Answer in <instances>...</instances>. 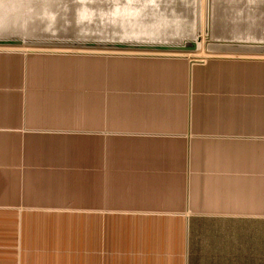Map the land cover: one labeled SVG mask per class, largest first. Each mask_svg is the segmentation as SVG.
Returning a JSON list of instances; mask_svg holds the SVG:
<instances>
[{"label": "crops", "instance_id": "1", "mask_svg": "<svg viewBox=\"0 0 264 264\" xmlns=\"http://www.w3.org/2000/svg\"><path fill=\"white\" fill-rule=\"evenodd\" d=\"M170 6L147 49L0 46V264H264V38L158 50Z\"/></svg>", "mask_w": 264, "mask_h": 264}, {"label": "water", "instance_id": "2", "mask_svg": "<svg viewBox=\"0 0 264 264\" xmlns=\"http://www.w3.org/2000/svg\"><path fill=\"white\" fill-rule=\"evenodd\" d=\"M213 1L206 0L203 30L204 34L209 33L206 42L213 44L214 41L221 39L210 36L215 24L222 27V32L230 33L231 27L245 31L248 28L246 20L249 16L250 24L254 25V19H250L254 16V10L249 0H238L247 1L248 4L242 2V8L239 7V3L234 6L235 0H228L229 3L224 4L223 13L220 15ZM17 2L19 8L15 17L0 21V46L147 49L128 47L129 43L126 40H129V37L126 30L143 18L139 15L140 12L150 13L155 6L169 3L171 10L179 12L178 21L184 25L189 24L195 30L194 37L186 47L158 50L192 53L200 48L201 0H17ZM262 6L264 9V0ZM238 11L241 13L237 14ZM217 18L218 22L211 25ZM227 26L230 28L225 30ZM246 39L247 37H240L239 40ZM212 48L216 49L215 52L230 51V48L213 45Z\"/></svg>", "mask_w": 264, "mask_h": 264}, {"label": "rangeland", "instance_id": "3", "mask_svg": "<svg viewBox=\"0 0 264 264\" xmlns=\"http://www.w3.org/2000/svg\"><path fill=\"white\" fill-rule=\"evenodd\" d=\"M213 1V0H212ZM202 2V5H201V19H202V24L204 26V19H205V6H206V0H201ZM215 3L214 7H216L218 9V15L222 14L223 13V8L225 7V3H229L228 0H214L213 1ZM242 2H244L245 4L247 3V1H238V0H235L234 1V6L236 7V5L239 3V7H241L242 5ZM262 3H263V0H249V4L250 6L253 8L254 10V16L253 18L251 17L250 19H254V25H255V29L253 30V25H248L253 32H251L250 34L253 35L254 38H264V9H263V6H262ZM248 4V3H247ZM209 6V1L207 2V7ZM242 8V7H241ZM220 9V11H219ZM253 12V11H252ZM241 12L238 11L237 14H240ZM231 22V20H229ZM218 22V18L215 19L211 25H213V23H217ZM228 22V23H230ZM249 23H251L249 21ZM203 28L202 27V31L200 33V37H199V40L201 42V46L199 49H197V51L195 52H192V53H187L190 55V57L192 59H195V60H199V59H204L206 57H209L210 54H214L216 49L212 48V44L211 42L208 43L206 42V36L208 34V37H209V33H203ZM213 28V26H212ZM230 26H227L225 27V30L229 29ZM236 33H238L240 35V37H245L247 36V30H242V31H234ZM229 32H226V31H221L220 33L219 32H216L213 30V32H210V36H212V38H221V39H228L230 38L229 37Z\"/></svg>", "mask_w": 264, "mask_h": 264}, {"label": "clouds", "instance_id": "4", "mask_svg": "<svg viewBox=\"0 0 264 264\" xmlns=\"http://www.w3.org/2000/svg\"><path fill=\"white\" fill-rule=\"evenodd\" d=\"M19 8L17 0H0V21L15 17Z\"/></svg>", "mask_w": 264, "mask_h": 264}]
</instances>
